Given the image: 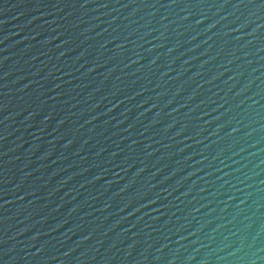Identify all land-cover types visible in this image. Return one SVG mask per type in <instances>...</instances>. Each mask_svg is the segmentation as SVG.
I'll return each instance as SVG.
<instances>
[{
    "label": "water",
    "instance_id": "obj_1",
    "mask_svg": "<svg viewBox=\"0 0 264 264\" xmlns=\"http://www.w3.org/2000/svg\"><path fill=\"white\" fill-rule=\"evenodd\" d=\"M0 264H264V0H0Z\"/></svg>",
    "mask_w": 264,
    "mask_h": 264
}]
</instances>
